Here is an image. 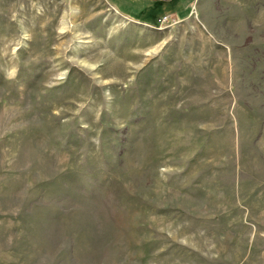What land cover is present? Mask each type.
<instances>
[{"label":"rangeland","instance_id":"rangeland-1","mask_svg":"<svg viewBox=\"0 0 264 264\" xmlns=\"http://www.w3.org/2000/svg\"><path fill=\"white\" fill-rule=\"evenodd\" d=\"M0 264H264V0H0Z\"/></svg>","mask_w":264,"mask_h":264},{"label":"trees","instance_id":"trees-1","mask_svg":"<svg viewBox=\"0 0 264 264\" xmlns=\"http://www.w3.org/2000/svg\"><path fill=\"white\" fill-rule=\"evenodd\" d=\"M127 6V5H126ZM124 13V12H123ZM126 14H129L132 18H135V19H140V17H138L139 15H137L136 13H133V12H130V11H126Z\"/></svg>","mask_w":264,"mask_h":264}]
</instances>
